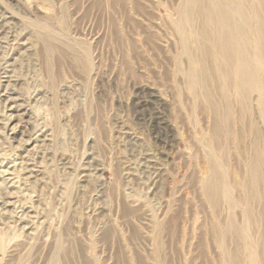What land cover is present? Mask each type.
Instances as JSON below:
<instances>
[{
  "label": "rangeland",
  "instance_id": "374dc122",
  "mask_svg": "<svg viewBox=\"0 0 264 264\" xmlns=\"http://www.w3.org/2000/svg\"><path fill=\"white\" fill-rule=\"evenodd\" d=\"M244 1L248 45L264 55V0ZM178 2L0 0V264H225L214 230L246 218L264 259V164L257 197L234 190L229 207L196 184L205 153L219 159L217 115L201 108L222 100L202 84L193 99L177 68L161 13ZM246 94L244 120L263 132ZM233 140L224 130L220 145ZM223 240L244 264L242 238Z\"/></svg>",
  "mask_w": 264,
  "mask_h": 264
},
{
  "label": "bare ground",
  "instance_id": "6f19581e",
  "mask_svg": "<svg viewBox=\"0 0 264 264\" xmlns=\"http://www.w3.org/2000/svg\"><path fill=\"white\" fill-rule=\"evenodd\" d=\"M244 6V0H179L176 8H165V12L161 13L162 21L167 24L170 34L176 40L177 68L185 77L192 98L196 97L195 86L202 84L207 98L211 99L206 91L209 87L211 95L215 89L222 100L221 106L211 101L207 108H201L202 113L217 115L211 125V143L219 159L215 160L206 152L204 158L207 172L196 181L201 195L211 205H216L218 197L222 195V200L229 207L234 190L240 194L239 202H245L244 199L248 196L257 197V180L260 185L263 184V178L259 174L264 164V131L260 130L256 121L246 124L244 118L245 113L251 112L249 96L246 94L250 88L257 94L256 112L264 126V76H258V72L264 73V55L259 54L261 51L257 47L251 51L248 45L249 24ZM258 7L261 6L257 5L256 8ZM252 13L255 18L260 17L255 10ZM181 59L187 64L185 68L179 66ZM194 63L199 65L195 66ZM220 122L225 129L220 127ZM230 129L235 130L238 135L237 144H233V140L227 145H220L221 133ZM247 132L250 150L247 147ZM227 151L229 159L237 164L236 178L230 180L225 173ZM259 215L262 219L264 211ZM246 216L248 217L247 210ZM244 222L246 225L242 227H231V222L225 221L214 230V235L219 238V246L221 245L223 263L225 261V264H230L235 259L231 256L228 260L230 252L223 240L227 230H232L242 238L240 248L244 264H264L259 252L260 242L255 235L257 231L253 227L251 229L248 218Z\"/></svg>",
  "mask_w": 264,
  "mask_h": 264
}]
</instances>
